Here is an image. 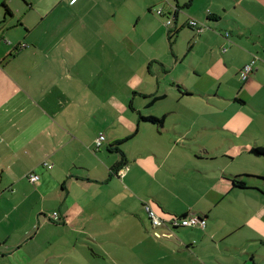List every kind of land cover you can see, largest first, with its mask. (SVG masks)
<instances>
[{
	"label": "crops",
	"instance_id": "0c3cea01",
	"mask_svg": "<svg viewBox=\"0 0 264 264\" xmlns=\"http://www.w3.org/2000/svg\"><path fill=\"white\" fill-rule=\"evenodd\" d=\"M191 1L0 0V264H78L84 251L91 264L132 259L149 239L143 203L165 221L205 220L204 230L151 227L159 264H264V182L243 178L264 176V157L250 153L264 148V22L244 28L259 45L245 43L241 28L218 33L230 8L255 12L253 0H205L204 21L182 13ZM180 28L199 37L193 49L206 45L197 62L171 43V56L140 64L159 61L155 91L141 68L116 87L110 48L130 63L132 45L165 44ZM147 95L172 97L159 127L138 120L155 116L143 113Z\"/></svg>",
	"mask_w": 264,
	"mask_h": 264
},
{
	"label": "rangeland",
	"instance_id": "374dc122",
	"mask_svg": "<svg viewBox=\"0 0 264 264\" xmlns=\"http://www.w3.org/2000/svg\"><path fill=\"white\" fill-rule=\"evenodd\" d=\"M189 0H177L179 3V6L182 7V9H186L183 7L186 3H188ZM205 0H192L190 5L187 6V11H182L185 15L188 17L190 16L189 12L196 15L203 16V21L206 20V10H205ZM234 0H212V3L214 6L218 5H227L232 6ZM254 5L257 7L255 12H252L250 9H245V3H242L243 8H236L235 10L233 8H230V12L227 15L226 22L224 23V27L220 28V32L218 35L221 36H230V33L228 31H231L232 29H235L236 34L239 33V28H241V32L245 34L244 36V42L249 44H255L259 45V37L257 36L256 32H253V34L246 32V29L250 25H252L257 30L258 26H262V23L264 22V0H253ZM230 4V5H229ZM258 4V5H256ZM159 7L162 6V4L158 5ZM252 14V16H251ZM167 20V19H166ZM165 20V22H166ZM124 20H121L120 22H123ZM196 22V21H195ZM197 23V22H196ZM202 27H198L199 29H202V31L206 28V25H204V22H199ZM134 25V23H133ZM209 27V25L207 26ZM210 28V27H209ZM86 31V30H85ZM200 31V32H202ZM203 33V32H202ZM203 35V34H202ZM200 35V37L202 36ZM155 39L157 36H159V33L155 35ZM228 36V37H229ZM199 37H192V32L190 29L186 28H180L172 37L166 40V43L159 44L158 41H154L152 45L144 44L141 47L137 46V50L135 51V46L132 45V57L130 58V63L126 62V64L123 62V58L119 55L120 50L118 49V45L113 46V50L111 48L107 51L109 53L115 52L116 56L114 58L115 64H112L113 69L115 70V85L118 88V86H123L124 81L128 79V77L135 71L138 70V68H141L140 71L145 73L144 82L142 83V86L145 88L146 91H155L156 88L159 86V81L156 78L159 77V66L158 62H151V60L147 62V64L141 66L140 64L144 61L145 55L147 58L151 57L152 59H159V55H170V44L173 43V50L174 52H180L182 53L183 57L185 56V59L187 60V64H189L190 60L194 59L195 62L198 60V56L202 55L203 52H206V45L203 43H200L196 49L194 48L195 41ZM227 38V37H226ZM205 39H210V36L207 34L205 36ZM261 39L264 41V36L261 37ZM190 44H192V47L190 48ZM245 45V44H243ZM123 48V46H122ZM261 53H263L261 49ZM83 68H92L90 66V62H83L82 63ZM264 66V65H262ZM94 68H101L100 66L95 65ZM127 69H132L131 73H128L127 75ZM150 71V74H148ZM121 73V74H120ZM147 73V74H146ZM158 73V75H157ZM154 74V75H153ZM157 75V76H156ZM132 77V76H131ZM138 82L137 78H131L129 81L130 87H133ZM246 82V81H245ZM128 87V84H126ZM170 97L167 100H162L154 103L151 107H145L148 105V100H141L140 105L142 107L143 113L149 115L148 113H153L157 118L159 117V114L166 111L167 107L171 101ZM142 117H145L143 114H141ZM154 116V117H155ZM103 143V142H102ZM247 175H259L258 172L251 173ZM264 177L263 175H259ZM142 209V208H141ZM144 216H146L147 220L146 225L148 226V236L149 239L143 240L140 244L139 248L134 249L136 252V255H132V259H126L121 258L120 255L116 254L118 257L114 260V258H110L108 255L106 256V264H159V246L156 244L159 242V239L155 238L152 235L151 226L149 225L150 221L143 210ZM165 220V219H164ZM149 222V223H148ZM204 230V229H202ZM185 231V230H184ZM125 247L128 248L129 244L125 242L124 238L117 237L115 242L118 244V242ZM127 241V240H126ZM134 244H137L134 242ZM91 254V252H89ZM72 255H76L74 253H71ZM88 253L84 251V256L80 258V261L78 264H91L90 261L87 259ZM97 264H104V263H97Z\"/></svg>",
	"mask_w": 264,
	"mask_h": 264
},
{
	"label": "built area",
	"instance_id": "2783aa9c",
	"mask_svg": "<svg viewBox=\"0 0 264 264\" xmlns=\"http://www.w3.org/2000/svg\"><path fill=\"white\" fill-rule=\"evenodd\" d=\"M74 1V0H73ZM160 14V11H159ZM173 19V18H172ZM171 18H168L165 22L166 26H169L173 23ZM189 26L191 27H197V23L195 21H189ZM197 31L200 32L202 31V29L197 28ZM227 36V35H226ZM257 57H254L253 61L251 62V64L255 63L257 61ZM252 71V67L251 65H246L243 70H242V80L245 82L247 81V79L249 78V75ZM104 139V136L102 135V133H100L97 138H95L94 143L96 147H99L102 144V141ZM45 165V164H43ZM52 166H49V168H51ZM125 167L122 166L121 168H119L118 174H122L125 171ZM30 182H36L39 179V176L33 172H29L28 174H26L25 176ZM143 210L145 211L149 221H150V225L152 227L153 230L160 228V227H164L166 228V230H168V232L171 234L173 230L177 229V228H199V229H204L205 228V220L203 218L194 216V215H187L185 217H172L169 221H165L164 219H162L157 213L156 211H154L151 206L147 203H143ZM51 219L53 218L54 220H56V216L54 217H50ZM153 235L156 238H161V235L157 232H153Z\"/></svg>",
	"mask_w": 264,
	"mask_h": 264
},
{
	"label": "trees",
	"instance_id": "16d2710c",
	"mask_svg": "<svg viewBox=\"0 0 264 264\" xmlns=\"http://www.w3.org/2000/svg\"><path fill=\"white\" fill-rule=\"evenodd\" d=\"M1 8L4 9L6 15H10L9 9L6 7L5 4H2ZM143 99L148 100V107H151L159 98L156 96H148L147 95V96H143ZM138 120H139V122L147 123V124L153 125L155 127L156 126L159 127L160 125H162V122H163L162 118H157V117H154L152 115L145 116V117H142L141 115H139ZM250 153L256 157H264V148H257V147L251 148ZM121 167H119V168H121ZM119 168H117L116 171ZM240 178L241 177H234L232 180V184L235 188L245 189L246 188L245 182H243ZM243 178H245V179L253 178V179L260 180V181L264 182V178H262V177L244 176ZM178 217L182 218L183 216H178Z\"/></svg>",
	"mask_w": 264,
	"mask_h": 264
},
{
	"label": "water",
	"instance_id": "95a60500",
	"mask_svg": "<svg viewBox=\"0 0 264 264\" xmlns=\"http://www.w3.org/2000/svg\"><path fill=\"white\" fill-rule=\"evenodd\" d=\"M175 20H176V16L173 17L172 21L175 22Z\"/></svg>",
	"mask_w": 264,
	"mask_h": 264
}]
</instances>
